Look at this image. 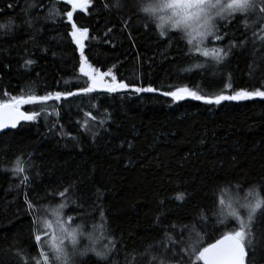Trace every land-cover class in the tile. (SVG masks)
<instances>
[{
    "label": "trees",
    "instance_id": "1",
    "mask_svg": "<svg viewBox=\"0 0 264 264\" xmlns=\"http://www.w3.org/2000/svg\"><path fill=\"white\" fill-rule=\"evenodd\" d=\"M31 3L37 7L26 13ZM106 3L111 6L115 0H90L85 11L74 12L77 26L89 30L84 47L92 68L111 70L118 80L161 91L187 86L198 94L215 96L240 89L264 90V60L260 59L264 51L256 55L254 64L251 42L244 49L233 50L220 67L225 77L231 74L234 89H227L223 81L202 75L194 67L210 57L190 59L186 52L191 56L199 54L186 47L180 35L160 37L154 24L146 28V17L137 14L132 6L134 0H123L122 8L110 10L105 8ZM53 7L61 13L72 10L70 5L65 7L56 0H0V23L13 22L11 31L0 29V97L4 101L20 95L21 89L32 84L39 86V95L78 91L88 86V78L79 70V49L69 35L71 25L66 17H48ZM29 18L36 21L34 28L25 23ZM243 19L238 16L230 24L221 22V34L227 32L228 36L222 42L213 41L210 47L225 48L233 33L243 38ZM128 20L130 23L125 26L124 21ZM41 28L37 45L32 36L34 29ZM253 32L259 35L258 29L253 28L247 36L252 37ZM255 47L259 48V43ZM28 59L35 63L25 68ZM65 82L71 83L66 86ZM32 107L22 106L26 111ZM46 111L47 126L42 115L36 122H23L17 129L0 135V264H24L15 256V248L9 250L14 238L24 248L31 243V217L26 214L24 189L18 193L15 186L19 179L2 170L11 168L21 155L27 159L31 153L38 166L31 173L35 190L30 198L62 191L76 182L88 206L99 190L110 228L121 240L119 264H148L149 257L136 260L131 255L133 250L143 251L147 245L160 241L166 226L191 224L202 209L212 204L214 192L216 197L236 195L235 182L246 180L245 192L240 193L244 195L264 177L261 98L206 105L190 98L173 102L159 93L98 91L69 98L67 102L51 101ZM93 118L95 127L85 134L83 126L93 122ZM52 125L55 128L50 132ZM92 132L99 135L93 138ZM71 136L78 137L79 142ZM35 171H39L38 177ZM229 181L233 182L232 187ZM181 193L185 194L183 201L176 199ZM65 211L68 216L77 215ZM161 212L163 223L157 226L156 217ZM95 215L99 222V212ZM88 230L93 231L91 221ZM101 231L95 229L94 235ZM225 231L212 234L209 227L211 239L204 237V246ZM178 232L179 228L173 233L174 238ZM258 233H264V226H258ZM79 239L88 243L83 237ZM36 254V248H31L30 255ZM88 258L96 260L91 253ZM251 258L254 264H264V247H258ZM192 259L195 261V257Z\"/></svg>",
    "mask_w": 264,
    "mask_h": 264
},
{
    "label": "snow or ice",
    "instance_id": "2",
    "mask_svg": "<svg viewBox=\"0 0 264 264\" xmlns=\"http://www.w3.org/2000/svg\"><path fill=\"white\" fill-rule=\"evenodd\" d=\"M88 2L89 0H56V3H63L65 7L71 5L72 10L61 13L53 7L48 13V17H66L67 24L71 25L69 35L79 49V70L83 76L88 78V86L78 91H56L39 95V86L32 84L27 89H21L20 95L12 96L7 101L0 97V134L6 129H16L22 122H36L42 115L45 117L47 126L49 113L46 110L49 102L61 100L67 102L69 98L88 96L98 91L110 94L118 92L159 93L163 97H170L173 102L190 98L202 101L206 105H220L222 101L239 102L255 98L264 99V90L259 89H240L234 90L233 94L215 96L198 94L197 91H192L187 86L177 87L174 91H161L153 86H136L123 79L118 80L111 70L102 72L92 68L85 56L84 47L89 30L78 27L74 22V11L85 9ZM123 6V0H115L111 6L105 4V8L109 10L111 7L119 9ZM132 6L138 15L146 17V28L154 24L160 37L178 34L182 41H186V47L190 46L192 51L199 54L191 56L189 52H186V57L195 60L210 57V60L198 62L194 67L200 69L202 75L208 74L215 81H223L224 88L234 89L231 74L225 77L224 73L219 70L227 62V58L232 55L233 50L244 49L251 42L254 46V64L256 55L264 51V0H151L149 3L134 0ZM9 7L11 8L12 5ZM36 7L35 3L28 4L25 12ZM238 16L244 18L243 38H237L233 33L232 39L225 48L210 47L213 41L222 42L228 36L227 32L221 34V22L227 21L230 24ZM35 22L32 18L25 21L29 28H34ZM12 23L11 20L6 24L0 23V29L11 31ZM129 23L130 20L124 21L125 26ZM253 28L258 29L259 35L253 32L252 37H248L247 32ZM42 31L43 28L34 29L32 36L34 44L38 45L37 38ZM257 43L260 45L259 48L255 47ZM260 59L264 60V57ZM34 63V60L28 59L25 60L23 66L27 68ZM109 76L111 77L110 83L106 81ZM70 83L65 82L66 86ZM261 87L264 88V83ZM25 105L33 107L31 110H21ZM56 115L59 116L58 110H56ZM94 121L95 118L93 122L83 126L85 134L95 127ZM103 125L104 121L101 120L100 126ZM54 128L55 125H52L49 131L52 132ZM98 135V132H92L93 138ZM70 138L79 142L76 136ZM129 147H132L131 143ZM37 168L38 166L29 153L27 159L23 155L18 156L11 168L2 169L10 171L14 179H19L20 182L15 188L18 193L24 189L26 214L31 217L29 235L31 243L24 248L14 238L9 250L15 248V256L23 260L24 264H119L118 257L122 250L121 240L115 237L114 231L110 228L106 216L107 210L104 208L99 190H97L95 200L88 206H85V197L79 193L76 182L70 183L62 191L46 192L44 196L30 198V193L35 190L31 173ZM39 175V171H35V176ZM247 183L246 180L235 182L236 195L216 197L214 192L212 204L202 209L201 215L194 218L191 224L177 225L174 223L166 226L164 238L147 245L143 251L133 250L131 255L136 260L149 257L148 264H152V261H157L158 264H168L171 260H176L177 264H196L197 261H202L203 264H254L252 254L258 247H264V233H258V226H264V212L261 211L264 209V196L261 195V191L264 190V177L257 182V186H253L244 195H240L245 192ZM228 185L232 187L233 182L229 181ZM9 190H12L11 187ZM184 198V193L176 196L177 200L183 201ZM57 199L60 203L54 204L53 202ZM160 204L163 205L164 201L161 200ZM65 210L77 213V215L68 216ZM97 212H99V222L95 215ZM163 217V212L157 215L155 221L157 226L162 225ZM77 220L80 223H76ZM89 221L92 222L93 231L88 230ZM209 227L212 228V234L220 229H226V231L222 238L204 246L206 242L204 237L211 239L212 234L208 232ZM97 228L102 231L99 235H94V230ZM177 228L179 232L174 238L173 233ZM80 237L86 239L88 243L85 244L79 239ZM33 247L37 250L34 257L30 255V249ZM89 253L96 258L95 261L90 258L86 259Z\"/></svg>",
    "mask_w": 264,
    "mask_h": 264
},
{
    "label": "water",
    "instance_id": "3",
    "mask_svg": "<svg viewBox=\"0 0 264 264\" xmlns=\"http://www.w3.org/2000/svg\"><path fill=\"white\" fill-rule=\"evenodd\" d=\"M70 6H71V5H70ZM79 11H81V9H77V10L74 11V12H79ZM21 110H24V109H21ZM22 123H23V122H22ZM22 123H21V124H22ZM19 126H20V125H19ZM19 126H18V127H19ZM18 127H17V128H18ZM17 128H16V129H17ZM11 130H15V129H6L4 132H6V131H11ZM0 135H1V134H0ZM222 236H223V235H222ZM222 236H220V238H222ZM220 238H219V239H220ZM214 242H215V241H213V242H211V243H214ZM206 246H207V245H206ZM201 263L203 264L202 261H201Z\"/></svg>",
    "mask_w": 264,
    "mask_h": 264
},
{
    "label": "rangeland",
    "instance_id": "4",
    "mask_svg": "<svg viewBox=\"0 0 264 264\" xmlns=\"http://www.w3.org/2000/svg\"><path fill=\"white\" fill-rule=\"evenodd\" d=\"M89 4H90V0H89V2H88V6H89ZM88 6H87V7H88ZM87 7H86V8H87ZM86 8H85V9H82V11H85ZM106 81L110 83V82H111V77H110V76L107 77V78H106ZM22 109H23V108H22ZM230 195H235V194H232V193H231Z\"/></svg>",
    "mask_w": 264,
    "mask_h": 264
}]
</instances>
